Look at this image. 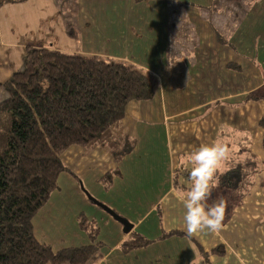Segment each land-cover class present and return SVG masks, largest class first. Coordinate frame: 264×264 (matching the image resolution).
Segmentation results:
<instances>
[{"label": "crops", "instance_id": "obj_1", "mask_svg": "<svg viewBox=\"0 0 264 264\" xmlns=\"http://www.w3.org/2000/svg\"><path fill=\"white\" fill-rule=\"evenodd\" d=\"M58 1L0 8V84L22 69L28 47H47L133 66L154 80L156 92L150 101L129 103L124 118L85 147L95 153L109 144V169L79 176L62 154L59 188L32 220L36 239L55 252L89 245L78 224L83 215L99 224L100 249L89 264H264V0ZM85 13L94 24L88 41ZM183 49L188 54L180 56ZM7 97L0 89V102ZM122 137L130 141L126 153L118 152ZM215 140L231 148L208 198L223 200L224 218L217 232L189 237L180 204L190 187L189 153ZM109 171L116 174L105 189L100 179ZM82 187L132 231L124 234ZM132 233L153 242L125 252L121 245ZM169 233L175 234L161 239ZM217 248L223 253H213Z\"/></svg>", "mask_w": 264, "mask_h": 264}, {"label": "trees", "instance_id": "obj_2", "mask_svg": "<svg viewBox=\"0 0 264 264\" xmlns=\"http://www.w3.org/2000/svg\"><path fill=\"white\" fill-rule=\"evenodd\" d=\"M26 1L0 0V8ZM0 89L8 96L0 102V264L91 263L100 249L96 220L78 219L89 245L58 252L36 239L32 220L59 188L58 177L66 172L62 154L100 139L124 118L129 103L152 100L154 80L121 62L28 47L22 69ZM260 126L264 130V121ZM115 174L100 179L105 189ZM152 242L132 233L121 248L128 252Z\"/></svg>", "mask_w": 264, "mask_h": 264}, {"label": "clouds", "instance_id": "obj_3", "mask_svg": "<svg viewBox=\"0 0 264 264\" xmlns=\"http://www.w3.org/2000/svg\"><path fill=\"white\" fill-rule=\"evenodd\" d=\"M230 153V146L220 140L201 144L189 153L190 187L180 202L182 224L187 236L200 232L215 233L221 228L224 202L220 200L209 204L208 198L215 186L216 173Z\"/></svg>", "mask_w": 264, "mask_h": 264}, {"label": "rangeland", "instance_id": "obj_4", "mask_svg": "<svg viewBox=\"0 0 264 264\" xmlns=\"http://www.w3.org/2000/svg\"><path fill=\"white\" fill-rule=\"evenodd\" d=\"M72 1L73 0H59L58 2H59L60 5L65 6L66 3H71ZM178 6H179L180 9H183L182 6H180V5H178ZM171 22H172V20H171ZM182 22H188V19L185 18L184 20L179 22V24H181ZM81 24H82L83 32L85 34L84 35L85 40L88 41L87 40V36L91 37V28L94 26V24H93V16L90 15V14H86L85 13V16L83 17V21L81 22ZM66 25H67V28H69V30L71 32H74L73 29L71 28V26L68 27V24H66ZM181 33H182V31H180L178 34L180 35ZM99 34H100L99 39H102L103 41L107 39V37L105 36L106 33L99 32ZM173 34L174 33L171 30L170 31V35L172 36ZM182 34L186 35V33H182ZM86 41H85V43H86ZM97 47H101V46L98 45ZM97 49H99V48H97ZM182 52L185 55L188 54L187 51H185L183 49L179 53L180 56H182V54H181ZM190 59H192V57ZM183 61H184V59L182 60V62ZM109 62H112V61H109ZM180 70L182 71L183 69H180ZM184 75H185L184 73L180 74V77H183ZM120 125H122V122H121ZM116 136L120 137L119 133H117ZM117 137H113V138L119 139ZM122 140H123V137H122ZM123 142H124V140H123ZM128 143H130L129 140H127V142L125 141L124 143H122L120 145L119 149H118V152H121L120 150H122V152H125L126 145H128ZM105 146L107 147V149H105V150H102V149L95 150V153L93 152V150H91L89 148H85V147H79V146L70 147L67 150V153H66V165H67V167H69L73 172H76L79 176H81V173L85 169H90V170L93 169L94 170L95 168H99V167H100L99 170H101L103 167H104V170L109 169L110 167L113 166L115 161H114V157H111V155L109 153L110 148H111L110 145L106 143ZM108 155H109V158H108ZM81 157H82V161H80ZM83 183H84L85 186H87L84 180H83ZM88 192L91 195H93L90 191H88ZM98 208L100 209V207H98ZM102 211H104V210H102ZM104 213H106V212L104 211ZM98 226H99V224H98ZM104 229H105V227L103 226V231H104ZM102 235H103V233H102Z\"/></svg>", "mask_w": 264, "mask_h": 264}, {"label": "water", "instance_id": "obj_5", "mask_svg": "<svg viewBox=\"0 0 264 264\" xmlns=\"http://www.w3.org/2000/svg\"><path fill=\"white\" fill-rule=\"evenodd\" d=\"M83 192L85 193L86 197L92 201L93 204L100 207L102 210H104L108 215H110L116 222L120 223L123 227V233L129 234L132 229L133 225L125 218L121 217L118 213H116L114 210H112L110 207H108L106 204L99 202L97 199H95L86 189L85 187H82Z\"/></svg>", "mask_w": 264, "mask_h": 264}]
</instances>
